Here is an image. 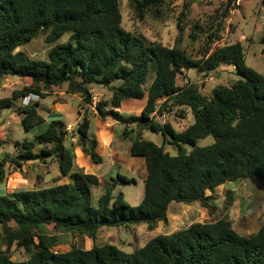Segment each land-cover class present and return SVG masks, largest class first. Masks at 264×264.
<instances>
[{"label": "trees", "instance_id": "trees-1", "mask_svg": "<svg viewBox=\"0 0 264 264\" xmlns=\"http://www.w3.org/2000/svg\"><path fill=\"white\" fill-rule=\"evenodd\" d=\"M165 1L134 0L131 7L139 19L145 14L158 18ZM121 20L118 0H0V79L30 80L29 85L0 98V112L33 98L16 109L22 127L32 131L46 122L40 102L51 96L53 88L66 85V93L79 95L85 106L92 105L91 86L111 88L110 99L95 106L94 116L123 125L126 138L135 131L128 128H136L129 153L143 158L146 170L138 206H130L122 192L113 194L119 183H136L119 173V183L111 178L93 204L92 190L101 185L100 179L81 169L73 171L74 145H66V126L51 120L41 133L16 143L17 155L0 159V184L8 167L20 170L28 162L50 160L68 182L57 179L48 188L0 194V264H264V224L255 234L242 237L227 218L159 235L133 253L109 244L53 251L59 241L46 233V226L91 240L104 227L145 224L152 231L159 223H167L168 210L176 204L197 203L212 215L216 210L213 194L225 183L255 179L264 186V76L246 65L243 45L212 50L211 45L220 40L217 27L208 36V47L193 58L178 45L148 44L125 31ZM66 34L67 42L51 47L48 61L19 50L39 35L52 45ZM221 65L232 66L241 79L231 86H217L211 96L202 95L194 84H176L183 71L196 68L207 74ZM151 73L154 78L147 86ZM130 100H145L138 116L119 112ZM181 108L189 109L194 121L180 133L170 123L155 120L156 115ZM90 124L91 117L81 115L74 131L76 146L99 165L102 158L96 151L97 139L89 136ZM143 131L160 134L163 145L144 139ZM209 136L214 139L212 145L196 146ZM165 143L175 147L177 154L165 151ZM13 247L23 249L28 259L13 261Z\"/></svg>", "mask_w": 264, "mask_h": 264}, {"label": "rangeland", "instance_id": "rangeland-1", "mask_svg": "<svg viewBox=\"0 0 264 264\" xmlns=\"http://www.w3.org/2000/svg\"><path fill=\"white\" fill-rule=\"evenodd\" d=\"M134 0H118L122 28L136 36H139L148 44H160L166 47L178 45L180 48L193 58H199L200 54L208 47V36L218 27L221 29L220 40L211 45V49L218 46L240 43L245 49L246 65L257 73L264 76V6L262 0H166L160 10L158 18L152 14H145L142 19L134 15L131 4ZM183 14V15H182ZM225 16V17H224ZM195 25L198 30H195ZM195 30V40L190 37ZM69 35H64L52 45L46 44L44 35H39L31 42L19 48L29 57L35 60L48 61V53L51 47L67 42ZM154 74H149L147 86L152 82ZM241 78L232 66L221 65L216 71L207 74L199 72L193 68L183 71L182 75L176 80L179 87L188 83L198 87L199 92L205 96H211L217 86H231ZM29 79H19L8 77L0 79V98L9 97L14 90H20L23 86L29 85ZM113 86H116L114 84ZM92 91V105L85 106L79 95H69L66 93V85L52 89L51 96L41 100V115L49 121L52 119H64L67 129L66 145H74L77 148V137L75 136V119L87 114L92 117L96 114L95 106L101 101H108L111 97V88L98 85L90 87ZM22 100L15 102L13 108L0 112V159L5 154L11 156L18 154L17 142L31 139L35 133H41L44 128H37L36 131H26L21 125V116L16 109L22 105ZM145 106V100H130L123 104L121 111L123 115L138 116ZM80 112V115L77 112ZM97 120L91 119L89 136L96 138L98 135ZM155 120L161 124L170 123L175 132H182L190 126L194 119L189 109H174L171 113H164L163 116H155ZM112 129L114 146L119 149V156L115 162L116 173L108 172V164L95 165L90 161L87 163L89 174L97 175L102 186L109 183L107 179L117 180V173L128 179H134L135 184L125 186L117 185L114 195L122 192L125 201L132 207L138 206L144 195L145 167L143 158L130 156V141L135 139V135L126 138L123 135L124 126L116 123ZM35 131V132H33ZM131 134V133H130ZM144 139L153 142L157 146L163 145V137L151 131L142 132ZM214 143V139L209 136L197 141V147H206ZM168 150L170 155L177 154L175 147L170 145ZM167 149L166 146H164ZM190 151L191 147H186ZM75 154V153H74ZM83 154V153H82ZM84 155V154H83ZM81 154L75 155L73 171L84 164V157ZM85 156V155H84ZM86 157V156H85ZM87 158V157H86ZM88 159V158H87ZM89 160V159H88ZM84 171V170H83ZM6 180L0 184V194L12 195L20 190H32L48 188L54 185V180L61 179L58 166L54 161L46 163L28 162L20 170L8 167L6 170ZM68 178H62L59 180ZM209 195V193H207ZM216 207L215 212L208 216V212L199 211L191 213H180L172 207L170 210V224L156 225L150 231L145 224L137 226L107 228L100 230L97 238L91 240L87 237L61 234L46 226L45 231L51 236L57 237L59 245L53 251L64 253L72 246L89 250L93 247H100L105 244L113 245L125 253H133L142 248L150 240L159 235H165L174 227L175 231L184 228L190 223L210 222L221 218H227L232 222L234 230L242 237H249L255 234L264 224V186L255 179L225 183L216 189L213 194ZM95 199V198H93ZM93 200V204H95ZM189 206L195 208L197 203ZM184 208V207H183ZM200 208V207H199ZM179 216L178 218L176 216ZM180 219V223L179 222ZM174 231V230H173ZM168 235V234H167ZM13 261H23L28 259V255L23 249L12 248L10 252Z\"/></svg>", "mask_w": 264, "mask_h": 264}, {"label": "crops", "instance_id": "crops-1", "mask_svg": "<svg viewBox=\"0 0 264 264\" xmlns=\"http://www.w3.org/2000/svg\"><path fill=\"white\" fill-rule=\"evenodd\" d=\"M41 103V102H40ZM122 108V107H121ZM121 108L119 109V112L122 114V111H121ZM80 116H78L76 119H75V121H74V123H75V126L74 127H76V125H77V123L80 121ZM92 118H95V119H98L97 120V126H98V135H97V137H96V139H97V141H98V146H97V149H96V151H97V153L100 155V157L102 158V163L101 164H99V166L100 165H104V164H108V172H110L111 174L112 173H116V171H115V162H116V160H117V158H118V156H119V154H118V152H119V149H117L116 148V146H114V138H115V136H114V134H113V131H112V129L113 128H115L116 127V122H114V121H111V120H106V121H102V120H100L99 118H97V117H95V116H92L91 117V119ZM46 120V119H45ZM52 120H60V119H58V118H56V119H52ZM51 120H49V121H47L46 120V122H45V124L44 125H42V126H40L41 128H46V125L50 122ZM60 121H65L64 119H62V120H60ZM66 124V123H65ZM37 128H39V127H37ZM37 128H35L34 130L36 131V129ZM135 130L136 131V128L133 126V127H129L128 128V130ZM35 131H33V132H35ZM135 131H133V133H131V134H129V135H132V136H136V132ZM144 132V131H143ZM35 134H38V133H35ZM142 137H143V135H142ZM144 138V137H143ZM133 140V139H132ZM130 145H131V142H130ZM164 146H166L167 147V149H165V147H164V149H165V151H167V152H169L168 150L170 149V145L168 144V143H165V145ZM130 147V146H129ZM74 153H75V155H77L78 153L79 154H81V155H83L82 154V152H81V149L79 148V147H77L75 150H74ZM83 159H84V164L82 163V165L81 166H84L85 165V167H78V169H81V170H84V172L85 173H90L91 171L89 170V169H87V163L89 162V160L83 155ZM144 163V167H145V162H143ZM145 172H146V170H145ZM145 175H146V173H145ZM95 176H97V175H95ZM99 178V177H98ZM111 178H109V179H107L106 180V182L108 181V180H110ZM68 181H66L65 179H63L62 180V182L61 183H67ZM105 185V184H104ZM104 185L102 186V184L100 185V186H98V187H96V188H93V190H92V196H93V198H95V199H93V200H95L94 202H95V204H96V202H97V200H98V198L100 197V196H102L103 194H104V192H105V187H104ZM172 207H173V209L174 208H176L177 209V212H180V213H183V212H186V213H191V212H196V215H198L199 214V211H203V213H205V211L203 210V209H201V208H199V206H196L194 209L193 208H191V207H189V206H183V205H179V204H176V205H173V206H171L170 208H169V210H168V213H167V223L168 224H170V210L172 209ZM184 207V208H183ZM180 216V215H179ZM178 215L176 216L177 218L179 217ZM178 223H180V219H179V222ZM194 223V222H193ZM160 224H165V223H159L158 224V226L160 225ZM192 223H190V224H188L187 226H185V227H188L189 225H191ZM184 227V228H185ZM169 232L167 233V234H171V233H173L174 231H175V228L172 226V227H170L169 228ZM174 230V231H173ZM167 234H165V235H167Z\"/></svg>", "mask_w": 264, "mask_h": 264}, {"label": "built area", "instance_id": "built-area-1", "mask_svg": "<svg viewBox=\"0 0 264 264\" xmlns=\"http://www.w3.org/2000/svg\"><path fill=\"white\" fill-rule=\"evenodd\" d=\"M34 99L33 98H30V97H27V98H24L22 100V103L24 106L28 105L29 103H31Z\"/></svg>", "mask_w": 264, "mask_h": 264}]
</instances>
